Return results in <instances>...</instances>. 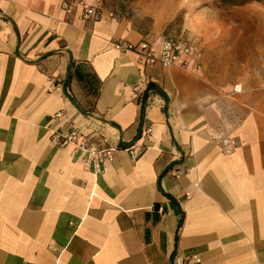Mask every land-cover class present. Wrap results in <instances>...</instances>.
Instances as JSON below:
<instances>
[{
    "label": "crops",
    "instance_id": "obj_1",
    "mask_svg": "<svg viewBox=\"0 0 264 264\" xmlns=\"http://www.w3.org/2000/svg\"><path fill=\"white\" fill-rule=\"evenodd\" d=\"M61 2L0 0V264H264V22L204 35L191 73ZM69 125L118 148L102 172L50 141Z\"/></svg>",
    "mask_w": 264,
    "mask_h": 264
},
{
    "label": "rangeland",
    "instance_id": "obj_2",
    "mask_svg": "<svg viewBox=\"0 0 264 264\" xmlns=\"http://www.w3.org/2000/svg\"><path fill=\"white\" fill-rule=\"evenodd\" d=\"M102 9L142 33L183 37L202 48L204 35L216 39L231 31L230 19H253V33L264 22V0H102ZM262 68L264 76V58Z\"/></svg>",
    "mask_w": 264,
    "mask_h": 264
},
{
    "label": "built area",
    "instance_id": "obj_3",
    "mask_svg": "<svg viewBox=\"0 0 264 264\" xmlns=\"http://www.w3.org/2000/svg\"><path fill=\"white\" fill-rule=\"evenodd\" d=\"M61 10L67 16H75L81 20H99L105 16H112L111 12H104L102 0H62ZM113 47L122 52L136 54L143 66L158 64L162 67L178 66L191 73H199L202 68L203 49L183 37H164L158 49L145 40L132 43L125 40L116 41ZM54 117H61V111L55 112ZM151 126L141 130L139 138H148ZM50 141L59 147L71 145L75 150L84 154V161L90 164L95 172H102L105 165L112 161L117 147H91L89 137L79 128L69 125L60 132H52ZM125 150L132 159L139 157L141 150L131 145ZM188 264H199L198 254H190L185 259Z\"/></svg>",
    "mask_w": 264,
    "mask_h": 264
},
{
    "label": "trees",
    "instance_id": "obj_4",
    "mask_svg": "<svg viewBox=\"0 0 264 264\" xmlns=\"http://www.w3.org/2000/svg\"><path fill=\"white\" fill-rule=\"evenodd\" d=\"M154 86H155L154 84L149 83L148 86H147V91H148L149 89L154 88ZM145 96H146V95H145ZM145 96H144V97H145Z\"/></svg>",
    "mask_w": 264,
    "mask_h": 264
}]
</instances>
